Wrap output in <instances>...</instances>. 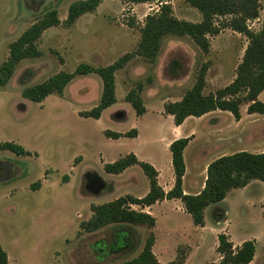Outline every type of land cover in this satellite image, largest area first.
<instances>
[{
    "label": "rangeland",
    "instance_id": "rangeland-1",
    "mask_svg": "<svg viewBox=\"0 0 264 264\" xmlns=\"http://www.w3.org/2000/svg\"><path fill=\"white\" fill-rule=\"evenodd\" d=\"M76 1L81 0H0V66L8 59L10 44L47 12L56 10L61 21L43 33L37 44L40 56L23 60L7 85L0 86V142H14L31 153H0V241L9 264H121L139 256L152 234L153 253L160 264L179 257L186 258L185 264L219 263L220 234L227 235L233 245L256 239L252 264H264L261 182L262 187L252 185L246 193L232 190L224 203L208 207L204 227L196 226L175 200L153 208L159 221L155 231L147 225L122 224L94 233L80 229L92 217V205L126 196L140 199L149 192V181L140 167L113 175L105 172L106 164L134 154L160 170L162 182L174 176L167 142L180 134H175L173 117L165 114L164 105L182 99L204 64L209 67L205 95L231 84L249 40L225 29L208 37L210 51L205 54L188 36H165L154 61L136 57L116 73L117 103L100 119L83 118L80 113L100 102L103 82L96 74L77 77L62 95H50L41 103L27 100L22 93L60 72L73 73L82 63L106 67L135 51L146 17L156 13L160 4L104 0L96 11L66 27L68 8ZM164 2L171 5L178 20H202L187 0ZM263 25L264 0L259 17L247 22L253 32ZM140 88L147 111L138 117L126 96ZM247 106L240 107L241 122L225 113L201 121L189 119L184 133L195 129L191 140H196L184 157L187 184L200 162L196 180L202 185L206 165L223 153L220 146L225 143L226 153L264 152V115L248 114ZM133 129L137 138L113 140L104 135ZM201 151L206 155L199 157ZM133 208L148 213L146 208ZM219 212L225 214L221 222L216 216Z\"/></svg>",
    "mask_w": 264,
    "mask_h": 264
},
{
    "label": "trees",
    "instance_id": "trees-1",
    "mask_svg": "<svg viewBox=\"0 0 264 264\" xmlns=\"http://www.w3.org/2000/svg\"><path fill=\"white\" fill-rule=\"evenodd\" d=\"M104 0H81L72 3L68 8L66 27H71L85 14L96 11ZM127 4L159 3V10L146 17L141 28V39L135 51L127 53L106 67L94 68L87 63L80 64L73 73L60 72L47 81L26 88L22 95L31 102L41 103L53 94L62 95L66 87L77 77L90 74L98 75L103 82V91L99 104L92 110L80 113V117L100 119L103 112L117 103L116 73L123 69L136 57L154 61L157 57L162 39L168 35L190 37L205 54L210 51L208 37L219 35L225 29L245 35L248 46L241 64L237 68L236 78L227 87L208 95L204 94L206 74L209 67L204 64L196 78V82L180 101L166 103L164 112L173 117L174 124L179 127L190 118H201L215 111L228 112L240 121L242 104H247L248 114L264 115V102L259 101V95L264 91V25L259 32L248 29L247 22L259 17L262 0H187L190 6L197 9L202 16L198 23L178 20L171 5L164 0H122ZM61 24L56 10L47 12L37 20L16 41L9 46V56L0 66V86H6L12 78L17 66L25 59L40 56L38 42L43 33ZM132 91L126 96V102L131 104L138 117L146 114V107L139 91ZM108 139L137 138L136 129L121 134L106 131ZM191 137L173 141L169 147L172 157V168L175 185L165 192L158 182V171L149 163L142 162L134 154H129L114 163L106 164L104 170L108 174L120 175L132 166L141 168L150 185L149 192L143 198L132 196L121 197L112 202L92 205V217L80 224L85 233H94L107 226L147 225L155 228L156 219L145 212L137 211L133 206L148 208L162 201L180 200L196 226L204 227L205 210L222 203L232 190L244 189L253 181L264 184V153L239 151L232 155L221 156L207 166V177L204 188L196 195L185 194L183 178L186 173L184 152ZM10 152L17 156H30L21 145L14 142H0V153ZM68 178L65 177V180ZM264 214V200L262 202ZM219 222L225 214L216 213ZM155 236L147 239L142 252L136 258L121 264H160L153 247ZM219 263L212 264H250L255 258L256 241L249 240L234 248L227 235L218 236ZM186 258L179 257L168 264H185ZM0 264H9L8 253L0 241Z\"/></svg>",
    "mask_w": 264,
    "mask_h": 264
},
{
    "label": "crops",
    "instance_id": "crops-1",
    "mask_svg": "<svg viewBox=\"0 0 264 264\" xmlns=\"http://www.w3.org/2000/svg\"><path fill=\"white\" fill-rule=\"evenodd\" d=\"M264 95V91L259 95V97H258V99H259V101H261L262 100V96ZM179 100H181V99H179ZM262 102V101H261ZM247 108H248V106H247ZM241 112V111H240ZM217 113H225V115H227L228 117H231L232 119H235L233 116H232V114H230V113H228V112H222V111H215V112H212V113H209V114H207V115H205V116H203V117H201V118H199L200 119V121L202 120V119H206V118H212V117H215V116H213V115H217ZM242 112H241V117H242ZM191 118V117H190ZM190 118H188L185 122H184V124H182L181 126H179V127H175V134H177V133H179L180 135L179 136H177V138H173V139H171L170 141H168L167 142V147H170V145H171V143L173 142V141H175V140H177V139H180V138H188V137H191V136H193V135H195V137H196V131H195V129H192V130H190V131H186L185 133H184V129H185V126H186V124H187V122L189 121V119ZM235 122H237V120L235 119L234 120ZM238 122H241V119H240V121H238ZM209 130H211L210 128H209ZM213 134L211 133V132H209V137H211ZM138 136H139V134H138ZM232 137V141H233V143L236 141V136H234V135H232L231 136ZM234 137V138H233ZM230 138V137H229ZM229 138H225V139H229ZM196 140V138L195 139H193V140H191L190 141V143H189V145H188V147L186 148V150H185V152H184V157H185V155H187V151H188V149L190 148V146L194 143V141ZM226 145H227V143H225L224 145H222V146H220L222 149V154L220 155V156H218L217 158H219V157H221V156H227V155H232V154H234V153H237V152H239V151H237V152H233V153H226V151H224V150H228V149H225V147H226ZM213 148L214 147H216V146H212ZM251 153H254V152H251ZM264 153V152H263ZM206 155V152L205 151H201L200 152V156L199 157H201V156H205ZM216 158V159H217ZM185 159V158H184ZM186 160H187V157H186ZM185 160V165H186V173H185V176H184V178H183V190H184V193L185 194H190V195H196V194H198L203 188H204V185H205V180H206V177H207V173H206V176H205V178H204V180H203V182H202V185H200V183L196 180V177L198 176L197 175V173H198V163H200V162H198V160L200 161V159L198 158L196 161L198 162L196 165H195V171H194V175H193V177H192V180H191V182H190V185L189 184H187V175H188V167H187V161ZM215 160V159H214ZM214 160H212V161H214ZM169 161H171L172 162V157H170V160ZM211 161V162H212ZM170 162V165L172 166V163ZM211 162H209L208 163V165L211 163ZM203 164V163H202ZM208 165H206V168H205V172H206V170H207V166ZM155 167V166H154ZM129 169H131V167L130 168H128L125 172H127V171H129ZM157 171H158V174H159V176H158V182H159V185L163 188V190L165 191V192H169L171 189H173V187H174V185H175V176H171L168 180H166L165 179V181L164 182H162L161 180H162V178H161V172H160V170H158L157 168H155ZM124 172V173H125ZM121 175V174H120ZM189 183V182H188ZM258 186V187H262L261 186V184L259 183V181H253L252 183H250L246 188H244V189H241L243 192H248V190L250 189V187L251 186ZM262 189V193H263V199H262V202H263V200H264V188H261ZM149 191V190H148ZM172 201H175V200H172ZM172 201H162V202H158V203H156L155 205H153V206H151V207H148V208H146V210H147V212L148 213H150L151 215H153V217H155L156 218V227L153 229L154 231H155V229H157V227H158V225H159V221H158V217H157V214L156 213H154L153 212V208L156 206V205H159L160 203H165V202H167V203H170V202H172ZM176 201H178V202H180V205H181V208L183 209V211H185V209H184V206H183V203L180 201V200H176ZM223 203H224V201H223ZM210 207H212V206H210ZM227 212V211H226ZM252 240H254V241H256V244H257V240L256 239H254V238H252ZM244 242V241H243ZM243 242H241L239 245H235L234 244V248H237V247H240L241 246V244L243 243ZM256 248H257V246H256ZM255 256H256V254H255ZM253 262V261H252ZM250 264H252V263H250Z\"/></svg>",
    "mask_w": 264,
    "mask_h": 264
},
{
    "label": "flooded vegetation",
    "instance_id": "flooded-vegetation-1",
    "mask_svg": "<svg viewBox=\"0 0 264 264\" xmlns=\"http://www.w3.org/2000/svg\"><path fill=\"white\" fill-rule=\"evenodd\" d=\"M93 179H95V178H93ZM99 182V181H98ZM100 183V182H99Z\"/></svg>",
    "mask_w": 264,
    "mask_h": 264
},
{
    "label": "water",
    "instance_id": "water-1",
    "mask_svg": "<svg viewBox=\"0 0 264 264\" xmlns=\"http://www.w3.org/2000/svg\"><path fill=\"white\" fill-rule=\"evenodd\" d=\"M103 186V185H102Z\"/></svg>",
    "mask_w": 264,
    "mask_h": 264
}]
</instances>
